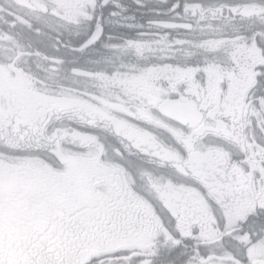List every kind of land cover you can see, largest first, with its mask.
Listing matches in <instances>:
<instances>
[{
  "label": "snow or ice",
  "instance_id": "obj_1",
  "mask_svg": "<svg viewBox=\"0 0 264 264\" xmlns=\"http://www.w3.org/2000/svg\"><path fill=\"white\" fill-rule=\"evenodd\" d=\"M0 264H264V0H0Z\"/></svg>",
  "mask_w": 264,
  "mask_h": 264
}]
</instances>
